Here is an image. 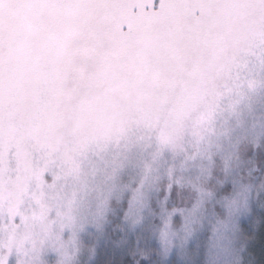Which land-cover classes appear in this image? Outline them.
<instances>
[{"label":"snow or ice","instance_id":"6c2138e0","mask_svg":"<svg viewBox=\"0 0 264 264\" xmlns=\"http://www.w3.org/2000/svg\"><path fill=\"white\" fill-rule=\"evenodd\" d=\"M0 264H264V0H0Z\"/></svg>","mask_w":264,"mask_h":264}]
</instances>
